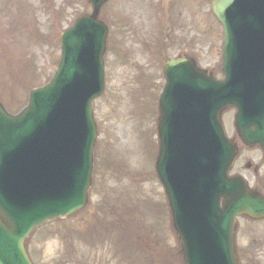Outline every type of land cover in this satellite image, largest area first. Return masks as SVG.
<instances>
[{
	"label": "water",
	"instance_id": "1",
	"mask_svg": "<svg viewBox=\"0 0 264 264\" xmlns=\"http://www.w3.org/2000/svg\"><path fill=\"white\" fill-rule=\"evenodd\" d=\"M107 1L90 0L93 13L81 16L64 32L59 69L48 84L31 91L19 114H10L0 102V264H33L26 239L34 228L88 202L98 134L92 99L105 87L108 26L99 16ZM210 1L225 29L224 78L214 79L189 58L166 64L157 165L185 264H239L236 216H264V196L250 190L242 178L228 175L238 150L224 131L222 113L235 106L240 136L251 146L264 147V34L258 27L264 0ZM259 25L264 27L263 19ZM196 111L189 118L195 123L187 128L184 114ZM209 140L216 145L212 176L218 181L210 175L199 184L187 174L183 151ZM76 162L80 195L45 211L38 200L51 195L48 187L54 182L63 188L75 183ZM194 186L199 189L193 191ZM66 192L60 202L70 198L72 188Z\"/></svg>",
	"mask_w": 264,
	"mask_h": 264
},
{
	"label": "rangeland",
	"instance_id": "2",
	"mask_svg": "<svg viewBox=\"0 0 264 264\" xmlns=\"http://www.w3.org/2000/svg\"><path fill=\"white\" fill-rule=\"evenodd\" d=\"M91 10L88 0H0V98L13 112L53 75L63 31ZM101 18L110 33L106 91L94 102L91 201L37 228L28 249L36 264H183L164 188L152 178L163 64L191 55L221 77L223 27L207 0H110ZM223 118L233 135L234 110ZM240 145L234 172L264 189L260 150ZM238 230L242 264H264V220L242 217Z\"/></svg>",
	"mask_w": 264,
	"mask_h": 264
}]
</instances>
